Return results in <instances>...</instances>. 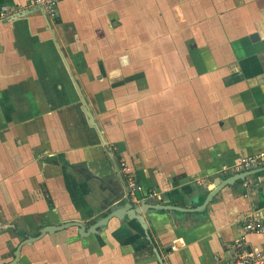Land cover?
I'll use <instances>...</instances> for the list:
<instances>
[{"label": "crops", "instance_id": "crops-1", "mask_svg": "<svg viewBox=\"0 0 264 264\" xmlns=\"http://www.w3.org/2000/svg\"><path fill=\"white\" fill-rule=\"evenodd\" d=\"M34 7L0 0V264L121 206L129 177L133 204L185 210L141 213L146 233L125 215L45 233L15 264H216L238 237L264 252L242 228L264 222V182L220 181L264 152V0Z\"/></svg>", "mask_w": 264, "mask_h": 264}, {"label": "water", "instance_id": "water-1", "mask_svg": "<svg viewBox=\"0 0 264 264\" xmlns=\"http://www.w3.org/2000/svg\"><path fill=\"white\" fill-rule=\"evenodd\" d=\"M28 9H30V8H27L26 10H28ZM33 9L37 10V11L39 10L41 13L43 12L39 6H35ZM22 12L23 11L18 12L17 16L21 15ZM253 37H255V35H253ZM261 44H262V47L264 49V39L261 41ZM85 113L87 115L89 123L93 125V121L91 120L90 114L88 113L87 109H85ZM263 169L264 168H259L256 170H249V171H241L240 173L234 174V176H232L233 179H231V180L227 181L225 179V180H220V181H223L224 184H230L232 181H235V180H243V179H248V178L250 179V178H252V175L254 173H256L257 171H262ZM227 179H229V178H227ZM220 181L217 182L216 185L208 191V193L206 194L202 203L199 204L197 207H195L194 210H201L204 207V204L208 200H210V198L214 195V193L218 189V188H216V186H217V184L220 183ZM123 199L125 200V202L121 206H118L115 208H108V211L103 216L97 218L91 225L88 226V228H85L81 222L75 221V220H68V221H64L60 224L42 226L41 228L38 229L36 235L26 236L24 239H22L20 242H18V244L16 245L15 249L12 252L11 260L6 262V263H3V264H15L17 259H18V256H19V249H20L21 245L28 244L32 241H35L36 239H38L39 237H41L45 233H51V232H54V231H57V230H60L63 228H67L69 226H73V227H76V230L79 234H81V233L87 234L90 231L95 232L97 228L104 226L109 218H111V217L120 218L122 215H125L129 219H135L138 222V224L140 225V227L142 228V230L146 233V225L144 223L143 218L141 217V213H144L145 211L155 210V209H167V210H177V211L185 210L181 207L179 208V207L171 206V205H159V204H157V206H156L155 204H150V203L145 202V201H140L138 205H135L129 201L128 188L127 187H126V194H125V197ZM155 256L160 261V258L156 252H155Z\"/></svg>", "mask_w": 264, "mask_h": 264}, {"label": "built area", "instance_id": "built-area-1", "mask_svg": "<svg viewBox=\"0 0 264 264\" xmlns=\"http://www.w3.org/2000/svg\"><path fill=\"white\" fill-rule=\"evenodd\" d=\"M59 0H28L29 6H39L43 9L47 18L55 14L56 4ZM264 166V152L240 157L232 166L234 171H249ZM252 181L257 184L264 182V171H257L252 175ZM127 187L129 192L139 191L140 186L131 177L128 178ZM245 232L264 234V222L257 218L248 217L243 222ZM216 264H264V252L249 248L245 245L243 237L236 238L230 245V255L225 260H218Z\"/></svg>", "mask_w": 264, "mask_h": 264}]
</instances>
